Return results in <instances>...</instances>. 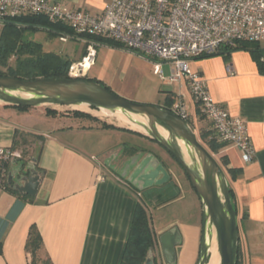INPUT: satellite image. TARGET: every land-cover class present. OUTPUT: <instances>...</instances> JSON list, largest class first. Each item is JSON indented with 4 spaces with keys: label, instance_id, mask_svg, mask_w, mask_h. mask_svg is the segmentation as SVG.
Returning a JSON list of instances; mask_svg holds the SVG:
<instances>
[{
    "label": "crops",
    "instance_id": "1",
    "mask_svg": "<svg viewBox=\"0 0 264 264\" xmlns=\"http://www.w3.org/2000/svg\"><path fill=\"white\" fill-rule=\"evenodd\" d=\"M51 1L60 4V0ZM107 2L99 6L100 13ZM192 62V70L202 75L212 100L247 124L256 150L254 161L246 164L234 146H225L220 156H225L228 168L237 172L234 180L226 175L239 220V264H264V75L250 53L244 51L234 52L229 58ZM229 66L234 76L228 73ZM176 89L179 95L177 90L170 92L165 103L170 97L177 99V95L179 103H184L181 98L189 95L187 87L182 83ZM179 103L175 101L174 105ZM194 113H188V117L197 122L196 108ZM108 132L69 114L51 117L39 108L19 111L0 107V148L16 152L26 164L36 159L42 175L36 197H18L10 186L0 189V264H31L26 244L33 226L40 232L50 264H122L142 195L158 190L165 196H176L154 210L182 200L171 182L170 170L166 169L171 176L168 183L139 192L105 165L106 159L122 147L113 146ZM125 147L115 166L139 154H153L139 146ZM201 217L202 205L201 216L194 217L193 222L176 220L155 230L161 254L160 237L177 229L181 243L176 246V264L198 263ZM153 256L155 259L154 252Z\"/></svg>",
    "mask_w": 264,
    "mask_h": 264
},
{
    "label": "built area",
    "instance_id": "2",
    "mask_svg": "<svg viewBox=\"0 0 264 264\" xmlns=\"http://www.w3.org/2000/svg\"><path fill=\"white\" fill-rule=\"evenodd\" d=\"M36 16L69 28L76 41L86 45V55L70 67L72 79L87 75L94 64L97 45L89 38L113 40L140 55L171 63L167 79L160 64L155 74L169 84L183 83L197 113L211 124L216 141L236 147L246 164L254 161L256 150L246 122L212 100L207 83L191 63L240 43L264 45V0H108L99 14L67 10L51 0H0V24ZM69 39L73 38H60ZM227 71L235 75L230 66ZM171 110L188 118L189 108L183 102ZM14 160L22 158L0 148V189L9 188Z\"/></svg>",
    "mask_w": 264,
    "mask_h": 264
},
{
    "label": "water",
    "instance_id": "3",
    "mask_svg": "<svg viewBox=\"0 0 264 264\" xmlns=\"http://www.w3.org/2000/svg\"><path fill=\"white\" fill-rule=\"evenodd\" d=\"M0 107H64L98 119H115L118 115L126 117L136 129L119 128L144 136L166 150L182 167L201 202L202 237L197 264L210 263L214 237L220 264H237L239 220L230 195V182L224 169L200 143L185 119L165 107L123 99L106 86L84 78L31 81L0 77ZM79 107H86L89 111ZM97 112L104 115L99 116ZM122 154V149L116 150L106 159L105 165L139 192L161 187L170 181V173L153 154H139L115 166L113 163H118ZM36 161L33 159L27 164L18 160L12 162L8 179L12 190L24 196H37L42 175ZM180 243L177 229L160 237L166 264H176V246ZM145 264H155L152 250Z\"/></svg>",
    "mask_w": 264,
    "mask_h": 264
},
{
    "label": "rangeland",
    "instance_id": "4",
    "mask_svg": "<svg viewBox=\"0 0 264 264\" xmlns=\"http://www.w3.org/2000/svg\"><path fill=\"white\" fill-rule=\"evenodd\" d=\"M105 1L107 0H60V5L67 10L79 9L93 14H99V6ZM1 30L2 24H0V33ZM27 36L30 40L41 43L46 51L69 58L73 61V64L81 61L82 56L87 49L86 45L81 42L73 39L63 42L60 38L51 37L46 31H41L36 34L28 33ZM261 46L264 47V45ZM95 50L96 56L94 64L88 74L82 76V78L96 80L123 99L138 104L164 107L166 104L164 101L165 97L170 92L177 90L176 87L178 84H169L167 81H163L160 76L155 74V69L157 65L160 64L163 70V76L167 79L171 75V63L144 55H138L136 52L128 49L121 50L108 46L97 45L95 46ZM177 94L179 95L178 90ZM178 95L177 99L174 100L176 103L180 102V97ZM181 99L189 108L188 113L192 115L195 114V105L190 96L186 95L185 98ZM39 109L45 113L49 109L55 110L58 117H65L69 114L75 118L73 116L72 109L69 108L41 107ZM189 117L187 120L196 133L198 140L209 151L208 145L203 138V135L211 129L209 122L202 120L199 114L198 117L200 119H198L197 122L190 120ZM98 120L100 125L102 123H106L119 128L118 126L111 124L112 122H109L108 119L100 118ZM86 121L90 122V124H98L93 121L85 120V122ZM107 136L115 148L122 146L120 148L122 149L125 145H133L136 147L139 146L138 149H141L142 151H149L153 153L161 161L165 168L172 172L171 182L176 186L177 191L181 193L180 197L182 200L179 203L172 207H164L154 210L156 206H161L164 201L172 198L174 194L167 193V196H165L161 191L156 190L147 192L141 197L148 214L152 217V226L154 231L162 230L168 225V223L176 220L183 222L188 221L190 223L193 222L192 219L194 217L196 219L198 215L201 216L200 200L195 190L193 189L182 167L169 155L166 150L150 139L125 130L109 129ZM130 148L131 147H128V149ZM212 155L219 163V155ZM156 238H158L157 235ZM158 244L159 242L157 239L153 252L156 264H163V258ZM38 264H48L44 253L39 254Z\"/></svg>",
    "mask_w": 264,
    "mask_h": 264
},
{
    "label": "trees",
    "instance_id": "5",
    "mask_svg": "<svg viewBox=\"0 0 264 264\" xmlns=\"http://www.w3.org/2000/svg\"><path fill=\"white\" fill-rule=\"evenodd\" d=\"M41 31L48 32L53 38L68 36L72 37L73 40H76L69 28L61 24H52L45 17L36 16L17 20H6L2 22V30L0 33V77L31 81L41 78H70L69 70L73 64L72 60L59 54L46 51L41 43L30 40L27 36L28 33L36 34ZM89 41L94 42L96 45H103L121 50L126 49L119 43L109 39L89 38ZM239 51L250 53L258 67L259 72L264 75V47L259 44L240 43L236 48H225V50L219 54L202 59H208L217 56L229 58L232 53ZM85 55L86 51L84 52L83 56ZM84 79L97 82L96 80L89 78ZM107 89L109 90V88ZM174 103V99L170 97L166 101L164 107L168 110H171ZM10 108H14L19 111L29 110V108L21 107ZM72 113L75 118L93 121L94 123L98 124L100 123L98 118H95L91 115L75 111ZM46 114L51 117L57 116L56 111L51 109L47 110ZM201 118L202 120H206L204 117ZM186 121L189 123L187 119ZM98 126H100L102 129L125 130L106 123H102L101 125L99 124ZM203 138L208 145L209 152L214 155H219L220 166L224 169L226 174L230 175L232 180H234L236 178L237 172L228 168L229 164L225 156H220V152L225 147V145L216 141L212 128L209 132H206L203 135ZM13 193L21 198L28 197L24 195L22 196L16 191ZM230 195L234 208L237 212L234 191L231 187ZM175 197L176 196L170 199H174ZM156 241L157 238L152 226V217L148 214L146 206L144 205V202H142L138 206L134 217L130 238L122 264H145L148 254L150 250H153ZM26 250L32 257L31 264H38L39 254L44 253V244L40 232L35 226L31 227L30 229ZM47 262L50 264L48 258ZM237 264H239V253Z\"/></svg>",
    "mask_w": 264,
    "mask_h": 264
},
{
    "label": "bare ground",
    "instance_id": "6",
    "mask_svg": "<svg viewBox=\"0 0 264 264\" xmlns=\"http://www.w3.org/2000/svg\"><path fill=\"white\" fill-rule=\"evenodd\" d=\"M86 72H89V71H86ZM78 109L83 110V111H89V109L86 107H82V108L79 107ZM96 114L99 116L104 115L103 113H99V112H97ZM108 121L112 122L111 124H114V125L121 127V128H131V129L134 128V129H136L132 124H130L129 120L122 115H118V117H116L115 119H108ZM211 253H212V256H211V260H210L209 264H220V257L218 254L217 243H216L215 237L213 240Z\"/></svg>",
    "mask_w": 264,
    "mask_h": 264
}]
</instances>
